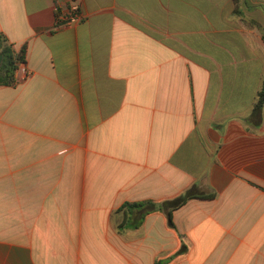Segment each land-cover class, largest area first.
<instances>
[{"label": "crops", "instance_id": "obj_1", "mask_svg": "<svg viewBox=\"0 0 264 264\" xmlns=\"http://www.w3.org/2000/svg\"><path fill=\"white\" fill-rule=\"evenodd\" d=\"M0 33L26 50L0 84V264H155L181 236L172 264H264V0H0Z\"/></svg>", "mask_w": 264, "mask_h": 264}, {"label": "trees", "instance_id": "obj_2", "mask_svg": "<svg viewBox=\"0 0 264 264\" xmlns=\"http://www.w3.org/2000/svg\"><path fill=\"white\" fill-rule=\"evenodd\" d=\"M236 13L238 15H242L238 6H236ZM0 55H2V63L0 67V84H11L15 82V72L18 69L19 65L26 62V50L22 49L21 51L17 52L8 39L0 33ZM264 107V81L260 92L258 94V99L254 108L256 114H260L261 110ZM197 197V192L191 188L186 190L184 193L180 194L179 196L168 199L159 204L158 210L166 211L168 209H176L186 203L189 199ZM207 199H213L215 194H203L201 196ZM151 206H155L150 202H139V203H126L121 208L120 211L123 210H136V211H144V214L150 213V210H147ZM142 217L139 220V223L135 225V229L139 228V225L142 223ZM181 241L183 243L181 249L176 253L170 255L169 257L159 258L155 264H172L177 259L186 256L188 251L191 247V242L187 237L181 236Z\"/></svg>", "mask_w": 264, "mask_h": 264}, {"label": "built area", "instance_id": "obj_3", "mask_svg": "<svg viewBox=\"0 0 264 264\" xmlns=\"http://www.w3.org/2000/svg\"><path fill=\"white\" fill-rule=\"evenodd\" d=\"M81 18L80 11L77 8H70L69 12H63L59 15V21L66 24H73Z\"/></svg>", "mask_w": 264, "mask_h": 264}, {"label": "water", "instance_id": "obj_4", "mask_svg": "<svg viewBox=\"0 0 264 264\" xmlns=\"http://www.w3.org/2000/svg\"><path fill=\"white\" fill-rule=\"evenodd\" d=\"M1 63H2V55H0V67H1Z\"/></svg>", "mask_w": 264, "mask_h": 264}]
</instances>
